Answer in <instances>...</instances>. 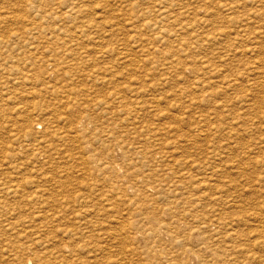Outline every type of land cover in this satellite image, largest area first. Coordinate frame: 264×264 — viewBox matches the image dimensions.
<instances>
[{"label":"rangeland","instance_id":"obj_1","mask_svg":"<svg viewBox=\"0 0 264 264\" xmlns=\"http://www.w3.org/2000/svg\"><path fill=\"white\" fill-rule=\"evenodd\" d=\"M0 264H264V0H0Z\"/></svg>","mask_w":264,"mask_h":264},{"label":"bare ground","instance_id":"obj_2","mask_svg":"<svg viewBox=\"0 0 264 264\" xmlns=\"http://www.w3.org/2000/svg\"><path fill=\"white\" fill-rule=\"evenodd\" d=\"M202 1H203V0H202ZM205 1H206V0H205ZM209 1H211V0H209ZM207 3H208V2H206L205 4H207ZM213 3H214V1H213ZM211 4H212V2H211ZM225 10L229 12V10H231V7L226 8ZM225 10H224V11H225ZM162 12H163V11H162ZM230 12H231V11H230ZM67 13H68L67 16H69V12H67ZM71 14H72V13H71ZM162 14H163V13H162ZM166 17H167V16H166ZM202 17H203V16H202ZM204 17H207V16L204 15ZM204 19H205V18H204ZM201 20H202V19H201ZM171 33H172V32H171ZM166 35H167V34H166ZM180 35H181V34H180ZM107 71H108V70H107ZM197 71H198V70H197ZM110 80H111V79H110ZM200 89H201V88H200ZM202 89H203V88H202ZM72 129H73V128H72ZM47 131H48V130H47ZM69 131H70V130H69ZM48 132H49V131H48ZM72 132H73V130H72ZM68 133H69V132H68ZM44 134H46V133H44ZM50 134H51V133H50ZM69 134H70V133H69ZM71 134H72V133H71ZM47 135H48V134H47ZM52 136H53V135H52ZM67 136H68V134H67ZM44 137H45V136H44ZM48 137H49V136H48ZM197 137H198V136H197ZM42 138H43V137H42ZM45 139H46V138H45ZM45 139H44V140H45ZM42 140H43V139H42ZM39 141H40V140H39ZM47 141H48V140H47ZM49 141H50V140H49ZM40 143H41V142H40ZM41 144H43V142H42ZM39 146H40V145H39ZM39 146H38V147H39ZM38 147H37V148H38ZM48 148H49V147H48ZM38 149H39V148H38ZM45 149H46V148H44V152H45ZM41 152H42V151H41ZM230 205H231V204H230ZM72 244H73V243H72ZM70 246H72L71 243H70ZM70 246H67V247H70ZM65 247H66V246H65ZM65 247H64V248H65ZM70 249H73V248H70ZM76 250H77V249H76ZM77 251H78V250H77ZM73 252H74V250H73ZM75 254H76V253H75Z\"/></svg>","mask_w":264,"mask_h":264}]
</instances>
